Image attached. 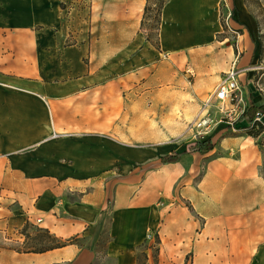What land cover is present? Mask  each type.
Segmentation results:
<instances>
[{"label": "crops", "instance_id": "1", "mask_svg": "<svg viewBox=\"0 0 264 264\" xmlns=\"http://www.w3.org/2000/svg\"><path fill=\"white\" fill-rule=\"evenodd\" d=\"M109 1L107 20L141 27L147 0ZM60 3L0 0V233L23 241L21 229L31 222L75 241L45 252L0 247V254L13 264H106L99 260L100 244L109 223L103 250L111 264H137L146 241L145 264H264V143L258 142L264 137L247 134L246 120L235 133L223 121L201 138L218 141L214 150L161 164L174 174L160 177L142 172L145 159L137 149L143 147L132 146L125 124L133 96L152 93H132L137 81L140 87L148 77L162 82L158 54L214 52L225 42L216 37L224 31V4L234 9L228 22L237 17L246 29L232 64L248 81V97L264 104V72L262 79L252 77L263 61L260 27L245 0H169L161 50L144 33L132 41L129 32L106 66L94 61L90 32L48 29L59 15L73 13ZM138 4L140 16L133 13ZM226 52L237 55L235 46ZM132 61L140 63L129 66ZM114 68L135 72L102 77L101 70ZM217 81L213 74L208 82ZM168 96L174 102L179 92ZM139 136L147 141L145 131ZM195 140L173 150L184 152Z\"/></svg>", "mask_w": 264, "mask_h": 264}, {"label": "rangeland", "instance_id": "2", "mask_svg": "<svg viewBox=\"0 0 264 264\" xmlns=\"http://www.w3.org/2000/svg\"><path fill=\"white\" fill-rule=\"evenodd\" d=\"M53 1V0H52ZM62 1V0H61ZM68 3L69 9L73 13L61 14L56 20H53L48 29L56 31H68L76 29V31L90 32L93 37L95 51L94 61L96 64L106 66L109 60L115 56L113 52L117 47L123 45L129 39V32L132 34V41L137 35L142 33L156 39L157 22H156V3L159 0H151V11L146 18L145 8L143 12L144 27L135 28L115 20H107L103 16L105 7L110 3L109 0H95L94 8L91 0H75L72 4L71 0H63ZM249 6V10L257 18L260 27V44L262 50V67L256 70L252 75L255 80L263 78L261 74L264 72V0H245ZM114 4V2H111ZM129 9V5L125 6ZM70 10V11H71ZM229 12L234 9L228 8L226 4L222 6L221 21L224 26V31L216 33L218 40H225V42L218 44L220 48H215L214 52L211 50L198 52L193 54V48L181 49L179 56L171 57L166 52L158 54L155 62L159 63L160 70L159 80L151 81L148 77L147 86L140 87L143 81H137L136 85L131 90L134 94H142V90H151L152 93L147 97H137L132 102V111L125 115L126 126L131 128L132 139L130 143L133 147L142 145L141 157H143L145 167L148 172H157L160 177H172L174 170L171 166L163 167L159 160L162 155L170 153L173 149H182L184 143L208 136L216 128V125L221 124L226 118L220 114V107L215 98L216 87L226 76L230 69L232 61L238 57V50L236 48L240 31L244 32L246 29L244 24L238 22L237 17L232 22H228ZM70 42V40H68ZM235 46L236 57L229 58L227 48ZM136 48L133 55L137 54ZM212 49V48H209ZM130 53V50H129ZM192 53V54H191ZM133 58V57H132ZM139 61V59H138ZM138 61L128 62V65H136ZM154 61V60H153ZM135 62V63H134ZM132 63V64H131ZM252 66L247 67L245 75ZM130 69H103L101 75L104 79L122 75L127 72H135ZM251 73V72H249ZM218 77V81L212 84L208 82L212 75ZM261 76V77H260ZM247 78V76H246ZM261 78V79H262ZM178 79V82L176 81ZM174 80V82H172ZM247 81V79H246ZM172 83L174 86L172 87ZM248 83V81H247ZM208 85V86H207ZM172 89L174 92H179L177 99L171 100L168 98ZM196 96V97H195ZM196 107V110H195ZM194 109V110H193ZM190 110L192 111L190 113ZM219 119H222L219 121ZM206 120L207 122H204ZM128 123H130L128 125ZM225 127V125H224ZM139 131H145L147 141L140 140ZM134 151V150H133ZM109 223L105 227V235L101 245L100 261L111 264L112 261L105 257L104 245L109 238ZM42 227L31 224L25 231L31 235V239L36 240L42 238L44 231L40 230ZM51 243L50 239L45 237V243ZM31 243V242H30ZM0 244L9 247L26 248L24 240H12L8 235L0 233ZM31 245V244H29ZM1 252V251H0ZM0 264H13L0 254Z\"/></svg>", "mask_w": 264, "mask_h": 264}, {"label": "trees", "instance_id": "3", "mask_svg": "<svg viewBox=\"0 0 264 264\" xmlns=\"http://www.w3.org/2000/svg\"><path fill=\"white\" fill-rule=\"evenodd\" d=\"M72 4L75 0H71ZM151 0H147V4L145 6V15L144 19L146 18V15H148L151 11ZM169 0H159V2L156 3L157 5V12H156V22H157V34H156V39H153L151 36L147 35L146 39L147 41L151 42L157 49L161 50V41H160V27L162 23V14H163V9L166 5V3ZM61 8L63 9H69L68 3L66 1H61L60 3ZM248 6V5H247ZM249 7V6H248ZM144 19L142 20V27H144ZM242 33V31H240ZM261 37V36H260ZM262 53V50H261ZM258 113L264 114V104L262 103H256V102H251L248 104L245 112L240 116L239 120L243 121L246 120L248 122V126L246 128V132L249 135H253L257 138L260 136L264 137V123H260L256 121V115ZM259 127H258V126ZM258 142L260 144L264 143V139H258ZM218 145V141L213 139V137H208L205 139H197L194 142H191L187 145V148L184 152H179L177 150H172L170 153L164 154L161 156L159 163L160 164H168L172 162H178L182 159V156L184 153H190V152H198L200 154H207L214 150L216 146ZM110 200V199H109ZM31 222H27L26 225L21 229V233L25 236L24 244H27L26 248H19V247H9L6 245H1V248H9V249H14L19 252H45L51 249L55 248H60L63 246H66L69 243H73L75 241V238H70V239H63L58 236H56L54 233H52L49 229L46 228H41L40 230L44 231L46 235L43 234L42 238L36 240L35 238L31 239V235L28 234L25 229L29 227ZM105 235V231L103 232V236L101 238V244L103 242V237ZM45 237L50 239L51 243H45ZM110 240V233H109V238L107 241ZM105 245L106 246V243ZM31 242V243H30ZM156 242L159 244L161 242L159 235H156ZM31 244V245H29ZM149 246V242L146 241L143 245L139 247V253H138V259H137V264H145L146 260L148 259V254L146 251V248ZM158 253H159V246L155 248V256L158 259Z\"/></svg>", "mask_w": 264, "mask_h": 264}, {"label": "built area", "instance_id": "4", "mask_svg": "<svg viewBox=\"0 0 264 264\" xmlns=\"http://www.w3.org/2000/svg\"><path fill=\"white\" fill-rule=\"evenodd\" d=\"M247 93V81L242 77L236 62H233L226 76L216 87L215 98L219 103L220 114L226 118L225 127L234 133L240 130L238 126L240 116L245 112L248 104L253 102ZM256 121L264 123V114L258 113ZM204 122L207 121L204 120Z\"/></svg>", "mask_w": 264, "mask_h": 264}, {"label": "bare ground", "instance_id": "5", "mask_svg": "<svg viewBox=\"0 0 264 264\" xmlns=\"http://www.w3.org/2000/svg\"><path fill=\"white\" fill-rule=\"evenodd\" d=\"M142 5L138 4L136 7H134L133 13L136 14V16H140L142 13ZM245 15H249L248 12L244 11Z\"/></svg>", "mask_w": 264, "mask_h": 264}]
</instances>
